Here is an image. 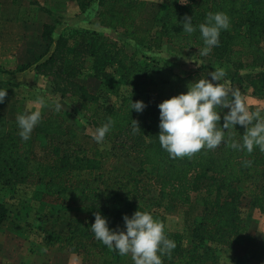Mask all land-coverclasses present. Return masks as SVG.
Returning <instances> with one entry per match:
<instances>
[{"label":"trees","instance_id":"1","mask_svg":"<svg viewBox=\"0 0 264 264\" xmlns=\"http://www.w3.org/2000/svg\"><path fill=\"white\" fill-rule=\"evenodd\" d=\"M96 1L101 26L121 30L125 37L149 50L160 49L167 42L181 50L199 51L204 47L199 25L205 22L207 14H226L230 27L221 31L219 46L208 55L229 64L234 73L225 80H230L234 90L241 94L250 88L254 96L264 94V0H182L184 4L179 0H163L166 14L156 29L143 23V1L128 0L125 9L118 6L121 0ZM80 7L85 9L86 0H80ZM2 15L0 0V33ZM185 16L192 17L196 29L191 35L183 32ZM55 29L54 22L46 23L43 30L44 40L54 45L53 50L22 63L16 71L34 70L49 78L54 91L77 105L96 128L111 120V130L105 137L110 147L95 153L98 144L93 137L80 133L66 117L55 112H41L31 138L22 140L19 129L9 125L2 110L16 83L0 80V89L7 91L0 103V183L9 190L37 187L43 197L53 198L64 210L82 208L85 217L67 219L66 233L49 237L46 243L86 255L92 264L130 263L127 256H120L95 239L90 231L94 213L100 212L107 218L110 229L119 231L124 229V215L130 217L138 210L158 220L165 236L176 244L170 255L162 257L163 264H214L203 257L201 250L213 253L207 242L230 249L237 246L236 237L247 229L240 212L246 192L251 205L264 214V152L256 148L249 154L222 143L214 150L204 149L192 156L173 159L161 147L158 105L185 93L189 83L206 79L208 68L182 75L155 59L136 58L124 45L100 31L78 28L55 39ZM89 57L93 58L96 78L111 80L119 74L130 87V94L122 96L120 105L106 106L101 99L107 94L92 92L81 79L82 65ZM0 72L12 74L14 70L0 66ZM225 80L220 83L228 88ZM131 101H143L146 105L143 112L132 111ZM256 111L264 116V109L249 108V112ZM244 132L245 128L237 125L226 137L242 143ZM38 137L43 139L39 146ZM129 157H134L137 165L127 163ZM148 167L154 169L149 178L159 191L158 206L165 202L192 204L194 198L201 201L202 215L192 229L191 245H185L178 233L169 231L163 212L142 204L153 186L143 180ZM244 181L251 182L241 189ZM8 218L9 209L0 201V225ZM43 218L47 219V215ZM253 242L249 253L260 260L264 255V239Z\"/></svg>","mask_w":264,"mask_h":264},{"label":"rangeland","instance_id":"2","mask_svg":"<svg viewBox=\"0 0 264 264\" xmlns=\"http://www.w3.org/2000/svg\"><path fill=\"white\" fill-rule=\"evenodd\" d=\"M3 2V19L0 33V62L1 67L13 68L16 73L17 65L26 63L38 57L45 51H52L53 44L44 40L43 30L46 23H56L53 36L72 34L78 28H87L102 32L105 37L124 45L130 54L136 58L155 59L161 64H166L182 75L196 71L207 72L220 69L224 72L223 79L228 75L233 76V70L224 61H219L212 56H202L196 50H181L164 42L157 50H149L134 43L125 37L121 30H112L98 23L99 4L96 0H86L85 9H81L80 0H1ZM145 3L142 20L146 26L160 27L166 14V5L163 0H140ZM128 0H121L118 6L125 9ZM141 20V19H140ZM74 42V41H73ZM73 44V43H72ZM4 65V66H3ZM81 79L92 92L107 94L101 101L106 106H117L124 95H129L131 89L125 84L119 74L111 80L99 79L93 75V58L89 57L82 65ZM13 83V82H12ZM16 86L11 87V94L7 104L3 107L9 125L17 126V117L29 114L32 111L52 113L66 117L80 133L93 137L97 129L91 121L84 116L77 105L68 99L62 98L53 89L51 80L38 75L34 70H28L15 79ZM230 90H234L230 80H225ZM241 93V98L248 110L251 107L264 109V94L254 96L251 89ZM42 101V102H41ZM61 105L60 111L56 104ZM43 139L38 137L37 145H42ZM98 144V143H97ZM37 146V147H38ZM110 147L104 140L98 144L95 153ZM126 162L137 165L134 157H129ZM143 180L145 184H152V191L142 204L152 210H159L166 215L169 231L178 233L180 240L185 245L192 244V229L200 221L203 206L201 201L194 198L192 204L179 205L165 202L157 205L158 188L153 184L149 175L154 169L148 167ZM251 181H244L241 189H245ZM246 191V190H244ZM0 201L5 202L9 209V218L0 225V264H92L86 255L64 251L56 246H48L46 240L50 237L66 233L67 219H80L86 212L79 207L71 210L62 209L51 197H43L42 191L34 186H22L17 190L6 189L0 183ZM240 212L245 219L247 229L236 237L237 246L233 249L207 242L213 253H205L203 257L214 264H264L262 259L253 258L249 248L255 239H264V214L251 205V198L246 192L242 199ZM47 215V219L43 218ZM203 249V246H201ZM133 264L131 255L127 258Z\"/></svg>","mask_w":264,"mask_h":264},{"label":"clouds","instance_id":"3","mask_svg":"<svg viewBox=\"0 0 264 264\" xmlns=\"http://www.w3.org/2000/svg\"><path fill=\"white\" fill-rule=\"evenodd\" d=\"M179 2L184 4L182 0ZM229 27L230 19L226 14L209 12L205 22L199 25L204 43L200 54L207 56L214 47L219 46L221 31ZM195 30L192 17L185 16L183 32L191 35ZM223 77V70L214 69L206 79L189 83L185 93L158 105V138L170 158L192 156L204 149L214 150L222 143L249 154L256 148L264 152V116L260 111L249 112L239 90H229L220 83ZM6 96L7 91L0 89V103ZM130 107L132 111L142 113L146 105L143 101H131ZM60 108L61 105L57 103L56 110L60 111ZM40 120L39 110L17 117L22 140L31 138ZM111 125L112 121L109 120L95 130L93 139L98 144H103ZM237 125L245 128L242 143L231 140L230 136L226 137V133H230ZM135 127H138L137 122ZM94 215L95 222L91 224L90 231L94 233L95 239L109 250L117 251L120 256L130 254L133 264H163L162 257L170 255L176 247L175 242L165 236L163 225L146 211L138 210L130 217L124 215V229L119 231L110 229L107 218L100 212Z\"/></svg>","mask_w":264,"mask_h":264},{"label":"crops","instance_id":"4","mask_svg":"<svg viewBox=\"0 0 264 264\" xmlns=\"http://www.w3.org/2000/svg\"><path fill=\"white\" fill-rule=\"evenodd\" d=\"M0 64H2L0 62ZM21 65V64H20ZM1 66V65H0ZM4 66V65H3ZM19 65H17L18 67ZM16 67V68H17ZM4 68V67H3ZM5 69V68H4ZM7 70H11L13 68L9 67V68H6ZM24 72H16V73H3V72H0V80H5V81H10V82H13L15 83V79L18 78L19 76L23 75Z\"/></svg>","mask_w":264,"mask_h":264}]
</instances>
